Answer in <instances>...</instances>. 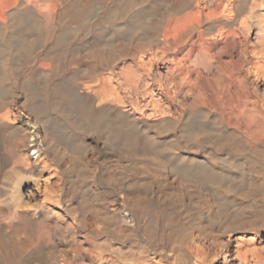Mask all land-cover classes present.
Returning <instances> with one entry per match:
<instances>
[{
    "label": "bare ground",
    "instance_id": "bare-ground-1",
    "mask_svg": "<svg viewBox=\"0 0 264 264\" xmlns=\"http://www.w3.org/2000/svg\"><path fill=\"white\" fill-rule=\"evenodd\" d=\"M0 264H264V0H0Z\"/></svg>",
    "mask_w": 264,
    "mask_h": 264
},
{
    "label": "rangeland",
    "instance_id": "rangeland-1",
    "mask_svg": "<svg viewBox=\"0 0 264 264\" xmlns=\"http://www.w3.org/2000/svg\"><path fill=\"white\" fill-rule=\"evenodd\" d=\"M20 95L23 96V93H21Z\"/></svg>",
    "mask_w": 264,
    "mask_h": 264
}]
</instances>
